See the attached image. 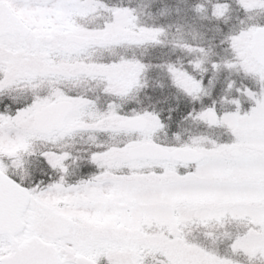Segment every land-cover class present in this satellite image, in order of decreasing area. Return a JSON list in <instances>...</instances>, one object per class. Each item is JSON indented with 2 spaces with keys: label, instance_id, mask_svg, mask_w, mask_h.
Masks as SVG:
<instances>
[{
  "label": "snow or ice",
  "instance_id": "obj_1",
  "mask_svg": "<svg viewBox=\"0 0 264 264\" xmlns=\"http://www.w3.org/2000/svg\"><path fill=\"white\" fill-rule=\"evenodd\" d=\"M30 9L48 13L70 11L74 0H20ZM41 13L36 19H41ZM44 18H48L47 15ZM56 23H61L57 20ZM264 28V24L260 25ZM253 57L264 76V32ZM65 48L52 39L34 40L4 8L0 0V69L8 67L10 83L0 86V264H142L138 253L148 246L140 232V219L157 212L175 213L171 201L186 200L210 222H222L241 210L259 218L264 228V87L237 81L231 75L213 82L206 75L201 84H212L213 95L191 105L179 96L165 100L167 108L149 109L152 128L144 135L178 137L187 132L188 121L202 122L201 113L216 112L217 118L231 111L241 127L231 132V142L217 141L214 151L192 161L191 174H161L148 180L116 179L101 155L106 145H82L73 150L64 142L76 136L74 123L86 106L75 97L54 96L45 100L42 90L12 95L17 84L31 86L54 78L43 60L46 54L63 51L75 55L83 42L69 37ZM7 48H28L41 59L12 66ZM218 67V61L212 64ZM230 71V70H229ZM231 104V109L217 106ZM143 115V114H142ZM219 126V125H217ZM227 127V125H224ZM33 142L47 146L33 147ZM144 150H150V146ZM207 173V174H205ZM141 194L159 199L142 203ZM247 216L245 218H247ZM77 219L80 220L76 223ZM245 241L252 257L264 255V237H234ZM167 248L171 264H218L208 260L199 247L177 240ZM107 249L122 255L102 254Z\"/></svg>",
  "mask_w": 264,
  "mask_h": 264
},
{
  "label": "rangeland",
  "instance_id": "obj_2",
  "mask_svg": "<svg viewBox=\"0 0 264 264\" xmlns=\"http://www.w3.org/2000/svg\"><path fill=\"white\" fill-rule=\"evenodd\" d=\"M115 1L116 2L113 3H105L101 0H74L75 7L70 11L66 12L58 9L52 12V10L49 9L48 13H44L43 10L30 9L23 6L20 0H3V2L11 7L14 13L20 15L25 20V23L31 27L33 31L31 32V36L34 40H45L46 37H50L61 49H64L68 34H78L93 38L91 42H86L84 47L77 51L75 55H72L73 57H80L86 54L84 56L88 58L86 60L83 59L85 62L71 64L67 62L70 59L69 56L65 55L63 51H53L46 54V58L43 62L51 69L50 75L52 77L57 74H63L66 78L70 77L69 79L74 80V84L70 85L74 87L73 89L87 90L91 88V83L84 84L82 87L77 86L82 77L85 78L86 81L87 79L91 81L100 79V88H102L105 96L106 94L109 95L108 98L112 101L105 104L103 109H101L98 108V101H82V97L79 96L76 102L79 104L81 102L82 105L87 108L86 111L82 112L81 117H90L91 121L81 122L80 118L75 121L74 128L89 129L91 128V122L93 129L97 131L103 130L114 133L109 134L100 132L90 135L79 134L65 141L63 146L73 150L82 145H106L108 151L101 155V159L105 160L109 165L107 174L116 179L148 180L161 174L175 176L177 175V171L173 165L154 163L146 160L143 162H128L125 156V150L130 144L143 143L146 138L150 141L149 138L152 137V135L132 137L128 132H124L123 134L119 133L121 131H119L117 127L118 122L123 118L136 113L131 109V105L135 104V102L132 101L134 96L128 99L123 97L130 88L135 87L137 84L135 74L139 73V68L142 63L139 64V61L130 62L131 56H133L130 51L136 49L134 47L122 48L119 50H112L110 53L105 54L101 51L93 53L94 49H96L95 47L100 49V47H105L107 45L115 46L122 43H133L140 47V45H145L153 40L157 43L160 41V43L168 44L165 46L162 45L161 48L157 47V45L149 48H141L142 53H146L152 48H159L154 51V53H159L163 49L169 48L168 46L171 44L180 47L182 52L181 54H174L173 50L170 49V56L172 57L183 56L184 58V56L188 55L192 58L196 52H198V54H196L195 57L200 55L209 57L208 61L210 62L205 65V69L208 70L207 73L211 75L213 82L217 79L223 82L224 76L231 75L232 78L238 82L244 80L250 84L259 83L264 87V76L260 75L261 69L251 60L248 50L250 34L259 24L264 23V0H157V4L153 8L158 6L163 17L172 18L173 16L174 23L178 26L176 30L175 26L162 29L163 27L159 26L161 20L172 21L162 16L145 14L143 18L142 12H144V10L142 8L149 6L150 0H143L139 3L138 0ZM136 1L138 5H134L133 2ZM37 13H41L42 16L39 20L36 19ZM226 13H228L229 17L225 19ZM45 15H47L48 18H44ZM84 18L92 19H86L84 24ZM224 19L225 22L221 23V20ZM237 19L240 20L239 23L232 26V28L236 30L234 34L232 32L229 34V29L224 30L221 28L227 25L230 27L231 23L229 24V21L234 20L235 22ZM57 20H60L61 23H56ZM143 20L145 23H152L161 30L152 29L150 24L145 28ZM209 27H215V31L212 32L206 29ZM172 32L175 34L174 36H172ZM104 34H107V38L104 41H100ZM159 37L161 38L159 39ZM157 39L159 40L157 41ZM218 44H222V46L219 45L217 48L216 45ZM205 45L208 46V51L215 47L217 55L213 56L210 52L204 51L202 46ZM4 51L6 56L9 57V61H6V63H10L12 66H15L17 63L29 65L41 59L34 51L28 48L5 47ZM126 51H129L130 54L126 53ZM164 54L166 53L162 51L163 56ZM217 59H220L222 62H218V67L213 68L212 64L214 61H217ZM116 62L120 63L119 66H113ZM199 65V62L191 64V73L188 74L181 71L177 73L174 71L177 68L173 70L171 66L165 64L163 72L166 77L168 75V77L174 79L173 85H176L177 88L180 89L181 96H191L196 98V101L201 102L202 94L207 92L211 94L213 91L212 84H206L205 92H201V81L196 79L197 72L200 70ZM89 67H91V71L86 73ZM192 67L195 71H192ZM0 71V86L7 87L10 83H15L14 80L10 79L11 73L8 67L2 68ZM70 86H50V89L44 90V99L48 100L54 96L70 97L69 89H72ZM95 86L97 87V85ZM26 88L27 86L25 85L17 84L16 88L11 91V94L23 96L29 92ZM16 89L20 91H14ZM37 90L42 89L38 88ZM82 92L80 91L79 93ZM122 99L127 110L122 107ZM222 106L223 105L217 106L218 110L222 111L224 109ZM200 107H203L202 103ZM119 109L123 110L119 112ZM214 113L216 115V112ZM230 113L231 111L227 116L217 118L216 124L211 126L206 123V113H201V125L206 127V132L210 131L218 136L224 135L227 139H224L223 142L230 143L231 132L241 127L240 122ZM224 125H227V127H224ZM152 127V121L149 120L147 129ZM186 129L187 132L177 137L179 140H181L180 137L187 140L189 138L188 141L181 143L183 145L182 147H190L197 151L201 150L205 155L214 151L215 144H211L210 146L205 143L198 144L196 139L192 140L195 137L196 130L189 129L188 126ZM221 129L223 131H220ZM158 138H165L173 143L179 142L177 138L169 135L166 136V134H161ZM205 145H207L208 148H205ZM32 146L37 147L45 145L33 142ZM121 169L130 170L132 172H123ZM152 169L155 170L152 171ZM139 170L144 171L142 175L138 176L137 173H139ZM137 199L148 205H156L159 203L157 197L148 194H141ZM169 203L170 207L175 210L174 215L161 211L150 217L141 218L139 221L141 225V235L148 242V246L145 248H150L153 253L152 257L150 254L146 257L150 260L149 264H171L172 256L167 246L174 244L177 240L188 247H199L206 259L217 261L218 264H264V255H262V262L261 260L259 262H254L255 259L249 252L250 245L240 239L233 240L234 237H244L248 235L256 238L264 237V228L258 227V225L262 223L259 218L250 216L249 219H252L251 225L248 226L246 231L240 230L243 226L240 222H233L230 220L227 223L230 226L224 229L214 225L216 227H214V230H210L213 231L212 235L207 233L208 237L201 236L199 233H193L190 237L186 233H183V236L179 237L181 232L178 231L177 226L183 225L184 222H188L189 220V217L184 219L183 211L189 208V215L194 216L193 219H195L196 216H200L201 219L199 224H202V228L206 226L204 221L205 217L195 211L194 205L190 201L177 200ZM229 215L235 221L247 214L241 210H237ZM201 221L203 222L201 223ZM75 222L79 223L80 220L77 219ZM206 222L208 223L210 221L206 220ZM211 223L213 225L214 222ZM215 223H217V221ZM190 225L191 224L188 223L186 228H190ZM145 248L142 250L144 251ZM105 254L106 256L122 255V253L113 249H107ZM102 264H108L107 260L104 259Z\"/></svg>",
  "mask_w": 264,
  "mask_h": 264
},
{
  "label": "water",
  "instance_id": "obj_3",
  "mask_svg": "<svg viewBox=\"0 0 264 264\" xmlns=\"http://www.w3.org/2000/svg\"><path fill=\"white\" fill-rule=\"evenodd\" d=\"M4 8L9 14H11V16L14 18L16 23H18L23 28L24 26H22L18 17L11 13V10L9 9V7L4 5ZM24 30L26 31V29ZM261 32H264V28L259 27L251 35V41H250L248 49L250 51V55L252 59L254 56H256L255 49H257L258 47L259 40H260L259 34ZM74 38L82 41L83 43L85 42V40L80 37L74 36ZM207 117H208L209 122L211 123L215 122V117L212 114L208 113ZM145 125H146L145 119H139V118L126 119L118 124L120 128H126L131 131H143ZM149 146H150V150H144L145 148ZM126 153H127L128 159L130 160H134L135 158H141V159L147 158V159H152V160L172 159L173 161H176V162L182 161L185 163H191L192 161L200 159V157L202 156L200 152L197 153L196 151L190 150V149L184 150V149L177 148V149H173L170 151L168 150L166 151L162 149L161 147L157 146L156 144L154 145L151 143H144L141 145H136L132 148H129Z\"/></svg>",
  "mask_w": 264,
  "mask_h": 264
},
{
  "label": "trees",
  "instance_id": "obj_4",
  "mask_svg": "<svg viewBox=\"0 0 264 264\" xmlns=\"http://www.w3.org/2000/svg\"><path fill=\"white\" fill-rule=\"evenodd\" d=\"M101 1H103V2H111V1H115V0H101ZM139 1H143V0H138V2ZM151 2H150V4L151 5H153L152 7H154L155 6V4H157V0H150ZM134 3V5L137 3V1L136 2H133ZM149 4V5H150ZM133 8V7H132ZM152 9H154V8H152ZM229 17V15L227 14L226 15V17H224L225 19L226 18H228ZM225 19L224 20H221V21H223V22H225ZM223 22H221V23H223ZM231 23V24H230ZM236 23H238V21H235L234 22V20H231V21H229V24L231 25L230 27H229V25H227L226 27H225V29H229V34L231 33V32H233V33H235L236 32V30L235 29H233L232 28V26L233 25H236ZM217 46V48L219 47V45H216ZM204 51H208V48L206 47L205 49H204ZM208 52H210L213 56H215V55H217V50H215V47L214 48H212L211 50H209ZM217 61L218 62H222L220 59H217ZM217 61H215V62H217ZM153 89L151 90V91H149V92H145V94L144 95H142V97L141 98H143V102H144V104H150L148 107L149 108H151V109H156V110H159V109H161V108H167V105L164 103V101L166 100V97H162L161 95H160V92L159 91H161V86H162V84H160V83H153ZM148 95V97H147V95ZM167 135V134H166ZM171 136V135H170ZM158 138V137H157ZM156 138V139H157ZM156 139H154V141L156 140ZM156 141H158L159 143H161V144H163V145H165L166 146V144L167 145H172V144H180L181 142H177V143H173V142H171L170 140H168V139H165V138H163V139H161V138H158ZM201 236H205L204 234L203 235H201ZM206 237H208V236H206Z\"/></svg>",
  "mask_w": 264,
  "mask_h": 264
},
{
  "label": "flooded vegetation",
  "instance_id": "obj_5",
  "mask_svg": "<svg viewBox=\"0 0 264 264\" xmlns=\"http://www.w3.org/2000/svg\"><path fill=\"white\" fill-rule=\"evenodd\" d=\"M0 73H1V71H0ZM100 93H103V92H100ZM104 94V93H103ZM80 104H82L81 102H80ZM87 118V117H86ZM93 131H96V130H94V129H92V128H89V129H80L78 132H77V134H79V133H90V132H93ZM101 131H103V130H101ZM138 174V176L139 175H142V173L140 172V173H137ZM98 264V263H97Z\"/></svg>",
  "mask_w": 264,
  "mask_h": 264
}]
</instances>
